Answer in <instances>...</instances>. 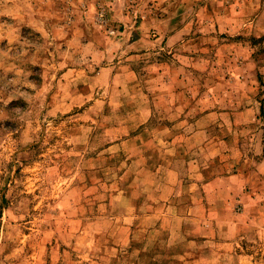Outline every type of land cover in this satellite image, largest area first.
<instances>
[{
    "label": "rangeland",
    "instance_id": "rangeland-1",
    "mask_svg": "<svg viewBox=\"0 0 264 264\" xmlns=\"http://www.w3.org/2000/svg\"><path fill=\"white\" fill-rule=\"evenodd\" d=\"M180 253L264 264V0H0V264Z\"/></svg>",
    "mask_w": 264,
    "mask_h": 264
},
{
    "label": "crops",
    "instance_id": "crops-1",
    "mask_svg": "<svg viewBox=\"0 0 264 264\" xmlns=\"http://www.w3.org/2000/svg\"><path fill=\"white\" fill-rule=\"evenodd\" d=\"M125 69H126L127 73H130V74H133L134 73V71L127 70L128 69V66H125ZM246 178H248L247 174L245 172L241 171L240 169L236 170L235 173L228 174L226 176V179L227 180H235L236 183H235L234 186L236 188H233L232 185H229V187H226L225 186L224 189L226 190V193H230L232 191V192H234V195H242V198L252 197L253 196L252 193H255V198H258L259 197V193H257V190H256L255 187L253 189L249 190L248 192L246 191V186L245 185H246V181L248 180ZM259 204H260V201L257 204V209H259V207H258ZM206 229H207L206 227H203L202 226L201 228L198 229V231H200L201 233H203V232L206 231ZM236 232L237 231L229 232L228 229H227V227H223L220 231L217 230L218 236L219 237H223V238L233 237V236H235L234 234H236ZM177 235H178V233H175L172 236L173 238L171 239L170 243H172V241L174 242V239L177 238ZM201 235H204V236L214 235V236H216V230L212 229V226H210L209 232L207 234H201ZM186 252L187 251H185V254H186ZM217 253H218V251H215L214 252V255H216ZM222 253L223 252H220L219 256L222 255ZM180 254H181V256H180L181 259L183 258L184 260H179L176 257H172V258H169V259L168 258L167 259H164L163 261H161V264H186V262H188L189 260H186V256H185L184 253L183 254L180 253ZM194 260H199L200 261V257H199V259L198 258L197 259L195 258ZM191 261L192 260H190V262ZM214 263H211V264H214Z\"/></svg>",
    "mask_w": 264,
    "mask_h": 264
},
{
    "label": "built area",
    "instance_id": "built-area-1",
    "mask_svg": "<svg viewBox=\"0 0 264 264\" xmlns=\"http://www.w3.org/2000/svg\"><path fill=\"white\" fill-rule=\"evenodd\" d=\"M100 15H102V13H101ZM100 15H99V16H100Z\"/></svg>",
    "mask_w": 264,
    "mask_h": 264
}]
</instances>
